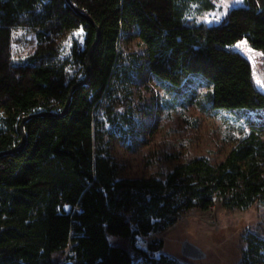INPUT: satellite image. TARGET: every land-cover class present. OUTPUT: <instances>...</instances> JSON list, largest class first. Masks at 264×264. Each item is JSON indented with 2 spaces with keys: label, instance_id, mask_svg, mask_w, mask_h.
Segmentation results:
<instances>
[{
  "label": "trees",
  "instance_id": "obj_1",
  "mask_svg": "<svg viewBox=\"0 0 264 264\" xmlns=\"http://www.w3.org/2000/svg\"><path fill=\"white\" fill-rule=\"evenodd\" d=\"M199 1L215 9L214 0H70L101 32L91 77L73 92L65 115L33 117L23 151L0 156V264H191L161 252L162 239L147 248L138 240L216 200L224 209L261 215L245 234L240 264H264V117L248 122V134L221 163L189 158L164 180L120 178L110 157L120 124L114 92L135 71L146 69L172 99L186 97L206 114L264 112L252 64L233 49L245 40L264 57V0H244L218 24L188 25L187 6ZM16 29L36 40L24 63L14 61ZM79 30L85 48L75 44L61 58L59 42ZM132 33L145 48L137 70L124 67L119 47ZM96 38L95 26L66 0H0V153L20 145L24 117L64 111L80 81L75 70L86 71ZM195 83L206 90L197 95L189 89Z\"/></svg>",
  "mask_w": 264,
  "mask_h": 264
},
{
  "label": "rangeland",
  "instance_id": "obj_2",
  "mask_svg": "<svg viewBox=\"0 0 264 264\" xmlns=\"http://www.w3.org/2000/svg\"><path fill=\"white\" fill-rule=\"evenodd\" d=\"M214 3L215 9L209 11L204 9V2H190L186 9V23L218 24L230 9L245 6L244 0H214ZM13 38L14 61L24 63L34 51L35 36L26 29H16ZM75 44L80 50L85 48L82 30L66 34L59 42L61 58H68ZM119 47L127 56L124 67L137 70L145 55L141 40L132 33L121 39ZM233 49L251 62L256 87L264 93L263 54L252 49L245 40L238 42ZM75 72L79 80L86 77L83 67ZM131 76L130 84L123 80L114 92L120 105V124L115 129L109 152L120 178L154 175L164 180L176 165L194 157L205 158L213 165L219 164L248 134V122L264 117L262 111L244 110L206 114L186 97L183 103L172 99L146 69L135 71ZM189 89H195L197 95L206 90L198 83ZM3 118L1 112L0 130L5 129ZM260 218L255 210H227L216 200L209 210L187 212L175 226L158 236L139 239L138 245L147 248L151 240L158 238L164 241L161 252L183 263L240 264L246 249L245 234ZM186 241L200 248L206 257L202 260L186 258L181 251Z\"/></svg>",
  "mask_w": 264,
  "mask_h": 264
},
{
  "label": "water",
  "instance_id": "obj_3",
  "mask_svg": "<svg viewBox=\"0 0 264 264\" xmlns=\"http://www.w3.org/2000/svg\"><path fill=\"white\" fill-rule=\"evenodd\" d=\"M66 1L76 11L77 14H79L83 18L87 19L90 23H92L95 26L96 31H97L96 41L89 48V50L87 52V55H86V58H85L86 77L84 79L80 80L77 84H75L71 88L70 93H69V97H68L67 105H66L64 111L61 114H54V113H49V112H43V113H39V114H30L29 116L24 117L22 119V121H21V124H20V132H21V136H22V140H21L20 145H18L17 147H15V148H13L11 150H8V151H5V152H1L0 153V156L15 155V154L21 153L23 151V149L26 146L25 123L27 121H29L30 119H32L33 117H59V116L65 115L67 113V111H68L69 103L71 101L73 92L75 90H77L78 88H80L82 86H85L88 83V81H89V79L91 77L92 70H91L90 61H91V57H92V55H93V53H94V51H95V49H96V47L98 45V42L100 40L101 32H100L99 27L96 26V24L87 15L79 12L71 4L70 0H66ZM181 251H182V254L186 258L191 259V260H202V259H204L206 257L205 253L200 248H198L197 246H195L194 244H192L189 241H186V242H184L182 244Z\"/></svg>",
  "mask_w": 264,
  "mask_h": 264
},
{
  "label": "snow or ice",
  "instance_id": "obj_4",
  "mask_svg": "<svg viewBox=\"0 0 264 264\" xmlns=\"http://www.w3.org/2000/svg\"><path fill=\"white\" fill-rule=\"evenodd\" d=\"M246 43V42H245Z\"/></svg>",
  "mask_w": 264,
  "mask_h": 264
}]
</instances>
